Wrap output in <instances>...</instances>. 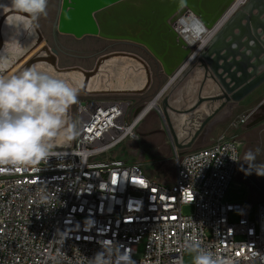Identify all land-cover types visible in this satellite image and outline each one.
Here are the masks:
<instances>
[{"label":"built area","instance_id":"built-area-1","mask_svg":"<svg viewBox=\"0 0 264 264\" xmlns=\"http://www.w3.org/2000/svg\"><path fill=\"white\" fill-rule=\"evenodd\" d=\"M172 26L180 35V25ZM182 41L189 60L207 43ZM147 105L137 113L124 99L78 104L73 120L69 113L76 134L55 148L56 157L0 174V264H89L108 241L129 249L136 264H192L185 262L188 240L228 264H264V202L225 200L240 162L234 138L221 134L191 151L174 147L172 184L111 156L137 139L153 110L143 113ZM250 119L242 115L229 126Z\"/></svg>","mask_w":264,"mask_h":264},{"label":"bare ground","instance_id":"bare-ground-1","mask_svg":"<svg viewBox=\"0 0 264 264\" xmlns=\"http://www.w3.org/2000/svg\"><path fill=\"white\" fill-rule=\"evenodd\" d=\"M98 1L99 0L86 1L83 11L85 17L92 4ZM245 2L246 0H234L229 4L230 0H122L100 11V13L94 14L93 18L97 22L99 30L102 32L117 36L121 31H124L126 36L144 39L149 43L150 47L162 54L163 60L170 68L175 69L177 67L176 61L180 62L184 59L183 62L185 64L183 65H185V71L186 69H189L192 64H196L197 62L195 54L193 58L189 60V58L179 50V41L185 39L190 45L196 43L205 44L212 33L216 30L219 20L224 16L225 18L230 16ZM185 3L190 4L197 12L195 13L186 10L185 7L187 6H185ZM1 4L10 5L11 0H0V7ZM226 9L227 11L224 15L215 21V18ZM12 10L14 9L10 8L8 10H3L0 12V17ZM188 12H190L189 19L192 20L190 25L185 17ZM166 16H168V21L164 23V18ZM11 18H16L23 24L26 22L24 33L18 36L16 44L17 49L23 43L22 47L19 48L17 52L11 48V50H13L11 54H14V56L8 55L7 48L9 43L6 42L3 37L4 26L7 24L6 22L8 20L11 21ZM11 18L0 24V59L5 62L4 75L10 77L19 73L28 62L33 60L36 61L33 65L51 67L54 69L55 73L61 77H75L78 79L80 82V90L84 91L85 95H137L148 85L149 86L144 93L150 89V67L140 56L130 52H112L106 58L104 56L100 57L89 72L77 66L60 68L57 64L56 56H53L51 50L49 51L43 40L40 41L39 36L41 38L43 37L36 25V21L35 26L37 32L32 26H30V21L23 19V16L19 15ZM201 18H203V21ZM172 19H174L173 23L170 21ZM203 22L212 25L214 29L207 30ZM174 23L180 25L181 29L178 30L180 35L174 31L172 26ZM7 27L9 28L10 25H7ZM171 29L177 37L172 35L170 32ZM12 33L13 32L10 31L8 35H12ZM30 33H32L31 36H29ZM183 49L185 50V48ZM188 50L190 51V49ZM112 58L113 60H115V58L117 60L109 62ZM39 60H47L48 62L44 63ZM193 71L195 73L188 78L186 84L178 87L176 91L175 89L178 80H168L160 90L159 95L147 105L143 113L151 109H158V104L162 95L166 93L172 85L174 91L170 98L169 96H165L169 98L171 106L174 103L183 100L184 95H187L189 100H191V93L196 91L197 81L200 79L203 80V71L201 68H197ZM184 74H180V76L182 77ZM84 75H91L86 82L84 80ZM203 88L211 89L213 91V87L209 81H206L204 84L201 82V95H203ZM172 97L175 98L172 99ZM195 102L196 100L193 102V105ZM161 110L162 108L160 110L158 109L160 113H162ZM167 111L169 112L171 122L178 120L175 124L176 126H173L174 129L176 128L177 130H180L182 125L185 124V117L180 115L175 117L169 109H167ZM195 111L196 113L194 114V117L197 116V121L203 120L208 115L203 104ZM183 135L184 133L180 136L177 134L179 138ZM63 145L65 144L58 146Z\"/></svg>","mask_w":264,"mask_h":264},{"label":"rangeland","instance_id":"rangeland-1","mask_svg":"<svg viewBox=\"0 0 264 264\" xmlns=\"http://www.w3.org/2000/svg\"><path fill=\"white\" fill-rule=\"evenodd\" d=\"M10 5L1 4L0 12L10 9ZM58 10V0H48L47 15L41 16L36 20V25L40 31L41 36L44 39L45 46L49 49L53 48L57 50L56 56L57 64L60 68L80 67L85 71H90L96 61L102 57L104 53L112 51L117 52H130L135 54L146 61L152 68L154 75V84L151 89L142 95H87L79 96L78 103L73 105L69 109L70 118L73 120L76 106L78 104H84L88 100L97 98V100L103 99H124L129 100L133 104L134 112H139L141 109L150 104L154 97L164 87L168 79H162L161 83H157V72L155 60L147 53V51L134 44L117 41H105L95 37H85L80 40L74 39L70 36L56 34L53 36V26L56 20ZM7 23V24H6ZM4 26V39L9 43L8 55L13 50L17 52L22 44L17 49V38L24 33L26 22L23 24L16 18H11V21H7ZM7 25H10L8 28ZM15 25V26H14ZM17 26V27H16ZM12 31V35L8 33ZM28 33V32H27ZM14 34V35H13ZM30 33L29 36H31ZM28 39V37H27ZM26 39V40H27ZM56 45V48L54 47ZM13 48V50H11ZM137 55V54H136ZM10 56V57H11ZM117 59L109 60V62L116 61ZM264 86V85H263ZM136 87V86H134ZM177 89H175L176 91ZM260 90V89H259ZM173 85L164 93L159 101V110L162 108V99L165 96H171L173 93ZM196 91L192 92V98L189 100L187 95L183 96V102L180 105H172L176 109H186L191 102H193ZM175 97H172L174 99ZM264 100V95L260 94L256 97L246 108H237L234 111H230L226 117L219 123L214 124L208 133L205 129L199 133L196 141L195 149H201L208 147L211 144L212 139H216L219 135L224 134L228 138H234L240 148V162L238 172L234 182L231 184L225 200L231 203H250L256 204L264 202V176H258L255 171L250 174H246L249 168L248 164L244 162V156L249 151L257 153V163H264V120L251 125V121L255 120L256 116H264V109L258 108ZM147 107V106H146ZM145 107V108H146ZM158 109H153L150 113L139 123L136 128V140H127L120 145L112 154V157L122 159L129 164H138L143 173L151 180H154L162 184H172L174 182V170H173V143L169 130L163 120L162 113ZM251 114V119L247 124H237L233 127L229 126L234 120L242 115ZM178 117L179 114H173ZM176 121H172L175 127ZM180 122V121H179ZM187 134L185 133L184 136ZM187 140H190L187 139ZM185 140V141H187ZM205 140V141H204ZM193 208L186 206L183 208L185 215L191 214ZM186 263H192V256H188L185 259Z\"/></svg>","mask_w":264,"mask_h":264},{"label":"water","instance_id":"water-1","mask_svg":"<svg viewBox=\"0 0 264 264\" xmlns=\"http://www.w3.org/2000/svg\"><path fill=\"white\" fill-rule=\"evenodd\" d=\"M86 1L87 0H58V10L53 26L54 37H56L58 33L78 40L85 37H95L105 41L126 42L138 45L144 48L159 64L164 76L168 80H174L173 76L185 66L183 65V59L180 62L176 61L177 67L175 69L170 68L163 60L162 54L155 51L150 47L149 43L142 38L126 36L124 31L114 36L113 34H107L99 30V26L93 18V15L100 13V11L122 0H99L92 4L85 17L83 11ZM233 1L234 0H230L229 4ZM185 6H187L185 8L188 11L197 12L190 4L185 3ZM226 11L227 9L216 17L215 21L223 16ZM19 15L26 17L28 14L12 10L0 17V24L13 16ZM164 19V23H166L168 21V16ZM201 20L203 21V18H201ZM170 21L173 23L174 19ZM203 24L207 30L214 29L212 25H208L205 22H203ZM30 26L36 31L35 21H31ZM170 32L173 36L177 37L172 29ZM39 38L40 41L43 40L40 36ZM179 44V50L188 57L190 51L188 49H183L185 47L184 42L180 40ZM50 50L53 56H57V50L53 48H50ZM112 52L104 53L101 56L106 58ZM39 61L44 63L48 62L47 60ZM35 62L36 61L33 60L28 62L23 70L31 67ZM196 62L197 63L192 64L188 71L178 80L177 85H181L182 81L189 76L190 72L197 68H201L203 71L202 84L209 81L213 87V92L209 96H203L201 95L200 87L196 93L195 104L182 110L173 108L169 103V98L165 97L162 100V117L169 130L171 141L178 149L189 147L199 133L223 109H231L232 106L240 103L264 85V0H246V2L230 16L226 18L225 16L222 17L204 48L198 52ZM149 72L152 85L153 75L151 68ZM90 76L91 75H84L85 82L88 81ZM148 86L144 87L143 91L141 90L137 95H142ZM79 96L87 95L84 94V91L80 90ZM218 103L219 105L216 106ZM202 104L208 110V115L203 120L197 121V116L194 117L196 113L195 110ZM257 107L264 109V100ZM167 109L173 114H179L185 117V124L182 125L183 131H187L190 136V130L194 131V134L187 144L180 143ZM262 120H264V116L258 115L255 117L254 121H251L250 126Z\"/></svg>","mask_w":264,"mask_h":264},{"label":"clouds","instance_id":"clouds-1","mask_svg":"<svg viewBox=\"0 0 264 264\" xmlns=\"http://www.w3.org/2000/svg\"><path fill=\"white\" fill-rule=\"evenodd\" d=\"M10 7L28 14L23 19L36 21L47 15L48 0H11ZM0 59V174L48 161L58 154V145L69 143L76 134L70 125L69 109L78 103L80 82L75 77H61L51 67L33 65L10 77L4 75ZM249 150L244 162L258 176H264V163H257V153ZM184 249L192 254V264H228L200 243L188 240ZM258 254V253H257ZM89 264H136L129 249L108 241Z\"/></svg>","mask_w":264,"mask_h":264},{"label":"crops","instance_id":"crops-1","mask_svg":"<svg viewBox=\"0 0 264 264\" xmlns=\"http://www.w3.org/2000/svg\"><path fill=\"white\" fill-rule=\"evenodd\" d=\"M155 63H156V72H157V79H158V81H156L157 83H161V81H162V79H167L165 76H164V74H163V72H162V70H161V68L159 67V64L155 61ZM189 68V67H188ZM151 70H152V68H151ZM188 71V69H186L185 71H184V73H186ZM153 70H152V75H153ZM183 73V74H184ZM195 72L194 71H192L190 74H189V76L188 77H186V79L185 80H183L182 81V83H181V85H177L178 87H180V86H183V85H185L186 84V81L188 80V78L189 77H191L193 74H194ZM153 81H152V85L154 84V75H153ZM201 82H202V79H200L199 81H197V83H196V93H197V91H198V89L201 87ZM152 85H151V87H152ZM176 86V89L178 88ZM151 87H150V89H151ZM260 89V90H259ZM258 90H256L254 93H252L250 96H248L246 99H244L243 101H241L240 103H238V104H236V105H234V106H232V108L231 109H228V108H225V109H223L221 112H219L216 116H215V118L214 119H212L209 123H208V125L204 128L205 129V131H206V133H208L209 132V130L211 129V127L214 125V124H216V123H219V122H221L222 120H223V118L224 117H226V115H228L229 113H230V111H234L235 109H239V108H246L247 107V105H249V103H251L256 97H258V95H264V86H262V87H260ZM149 91V90H148ZM202 91H203V96H209L213 91L211 90V89H205V88H203L202 89ZM147 93V92H146ZM196 100V94H195V97H194V100H193V102ZM183 102V100H181V101H179V102H176V103H174L173 105H180L181 103ZM193 102H191V104L187 107V108H189V107H191L192 105H193ZM219 105V103L218 104H216V106H218ZM204 106V105H203ZM204 109H205V111L206 112H208V110L204 107ZM200 118V117H199ZM197 119V118H196ZM203 129V130H204ZM175 131H177L176 133L177 134H179V136L182 134V133H186V134H188V135H186V136H182L181 138H179V136H178V139H180L179 141H180V143L181 144H187L190 140H187V139H189V138H191V136L194 134V131L193 130H190V132H191V136H190V134L187 132V131H183L182 130V128L180 129V130H177L176 128H175ZM199 136V135H198ZM198 136L194 139V141L192 142V144L189 146V147H187V148H185V149H182V150H187V151H191V150H196L195 149V146H196V141H197V138H198ZM185 140H187V141H185ZM212 140H214V139H212ZM211 140V141H212ZM205 141V140H204ZM173 147H176L175 145H173ZM177 148V147H176Z\"/></svg>","mask_w":264,"mask_h":264},{"label":"flooded vegetation","instance_id":"flooded-vegetation-1","mask_svg":"<svg viewBox=\"0 0 264 264\" xmlns=\"http://www.w3.org/2000/svg\"><path fill=\"white\" fill-rule=\"evenodd\" d=\"M43 41H44V39H43ZM54 47L56 48V45H55ZM135 54H137V55H138V53H136V52H135ZM139 56H141V55H139ZM148 65H149V64H148ZM149 67L151 68V66H150V65H149Z\"/></svg>","mask_w":264,"mask_h":264}]
</instances>
